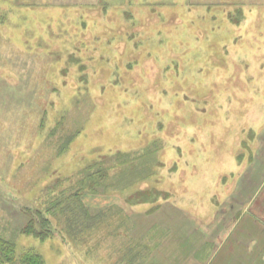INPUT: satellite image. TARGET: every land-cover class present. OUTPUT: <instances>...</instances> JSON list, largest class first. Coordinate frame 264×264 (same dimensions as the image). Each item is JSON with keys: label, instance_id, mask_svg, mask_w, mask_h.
I'll return each mask as SVG.
<instances>
[{"label": "rangeland", "instance_id": "obj_1", "mask_svg": "<svg viewBox=\"0 0 264 264\" xmlns=\"http://www.w3.org/2000/svg\"><path fill=\"white\" fill-rule=\"evenodd\" d=\"M94 161L88 219L21 231ZM235 227L238 264H264V0H0L1 236L43 264H148L200 235L205 264Z\"/></svg>", "mask_w": 264, "mask_h": 264}, {"label": "trees", "instance_id": "obj_2", "mask_svg": "<svg viewBox=\"0 0 264 264\" xmlns=\"http://www.w3.org/2000/svg\"><path fill=\"white\" fill-rule=\"evenodd\" d=\"M121 175H118V177ZM108 178L111 179L109 169L103 161H94L88 164L79 173L76 180L79 182L78 187L73 191H62L55 199L45 203L43 208H24L23 212L28 219L21 227V231L40 240H45L57 231V228H54L52 224V217L55 216V213L57 215L59 212L65 211L67 213L66 222L68 223L72 221L78 223L83 218L88 219L87 216L89 215L86 210L87 206L84 204V198L88 195L92 197L95 195L105 196L107 189L110 187L107 182ZM118 179L120 178H117L116 182H113L115 184L112 185L117 186L120 184L121 180ZM77 208L82 212L79 217ZM128 254L131 255L132 253ZM133 255L137 259L140 256L137 253ZM0 264H43V260L34 249L27 248L18 251L16 244L11 239L0 235Z\"/></svg>", "mask_w": 264, "mask_h": 264}, {"label": "crops", "instance_id": "obj_3", "mask_svg": "<svg viewBox=\"0 0 264 264\" xmlns=\"http://www.w3.org/2000/svg\"><path fill=\"white\" fill-rule=\"evenodd\" d=\"M96 1H98V0H93V2H96ZM236 229H237V227H235L233 229V231L230 233L223 232V238L220 239V242L218 244L216 251L214 252L212 257H210L206 260L205 264H212L216 255L222 251H224V256H225L223 264H238V232H236ZM171 236H173V237H171V240H172V238L178 236V233L172 232ZM198 237H200V235L194 236L193 238H191V239H194V241H192L191 245H187V244L179 245L180 243H173V242L167 243L165 246L166 248H164L163 251L168 250V248L169 249L172 248V247H170V245L174 246V247L179 245L181 250L183 251V246L186 245L185 253H181L179 255L180 258L176 262H174L173 264H203L200 261L197 262L194 260V254L196 253L195 251H196L198 245L201 244V242L195 240ZM209 238H210V235L204 237L203 242L205 243L206 240H208ZM163 251H159V250L156 251V254L152 257V260H150V262L148 264H154L153 263L154 259L157 256L159 257L160 253H163ZM182 256H185L186 258H182ZM164 263L168 264V262H166V261Z\"/></svg>", "mask_w": 264, "mask_h": 264}]
</instances>
